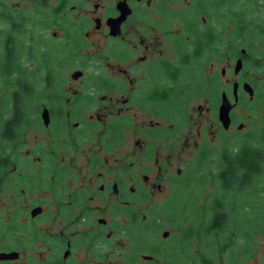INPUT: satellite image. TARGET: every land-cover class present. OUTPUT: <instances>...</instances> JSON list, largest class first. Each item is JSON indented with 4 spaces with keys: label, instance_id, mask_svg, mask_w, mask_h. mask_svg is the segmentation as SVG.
Segmentation results:
<instances>
[{
    "label": "flooded vegetation",
    "instance_id": "flooded-vegetation-1",
    "mask_svg": "<svg viewBox=\"0 0 264 264\" xmlns=\"http://www.w3.org/2000/svg\"><path fill=\"white\" fill-rule=\"evenodd\" d=\"M55 1L49 17L62 35L52 47H57L59 60L51 67L73 69L71 82L77 85L69 89L67 80L59 78L60 72L57 79L44 80L42 91L48 96L32 125L47 134L49 144L41 155L24 158L21 142L13 144L17 157L9 168L10 176L0 182V264H177V229L191 226L189 218L184 224L178 219L177 188L190 179L192 164L187 163L183 178L182 168L178 172L176 168V174L167 173L173 168L171 156H157L156 162L161 159L167 167L160 165L151 173L148 166L134 170L131 158L149 160L157 151L153 148L166 147L167 140L177 142L179 119L186 114L185 110L177 112V102L194 97L198 83L205 90L195 92V97L204 96L208 103L199 106V115L211 116L204 124L198 123L200 140L194 141L192 163L204 150L212 154L211 142L218 143L219 150L235 127L231 134L249 132L244 131L247 123L241 121L243 116L248 118L244 114H261L263 123L257 130L264 126V0H112L108 5L97 2L94 11L83 16L70 14L69 5L79 9L70 0ZM84 1L89 0L77 4L85 10ZM54 4L49 0L47 8ZM121 6L127 15L120 29L113 31L108 21L122 17ZM93 22L95 30H89ZM91 45L93 50L85 52ZM69 48L71 58L62 54ZM239 62L242 68L236 72ZM251 66L262 79L246 76L244 71ZM207 68L211 72L220 68L224 77L233 69L235 78H226L222 86L218 74L204 76ZM75 72L81 75L73 78ZM185 82L188 88L183 91ZM235 84L239 100L226 129L219 110L224 92L235 102ZM45 108L48 124L43 119ZM215 125L217 131L212 129L210 139L208 129ZM135 132L139 153L131 150L129 138ZM124 145L132 153L117 168L111 158ZM35 157L45 167L41 166V172L31 169ZM39 179L46 182L53 199L26 208L20 201L11 202ZM167 185L171 192L159 206H140L150 203L157 192L162 195ZM54 204L55 212L46 209ZM36 208L42 211L33 216ZM190 209L194 211H185ZM205 210L204 206L196 208L198 213ZM45 213L52 224L37 229L35 223ZM75 225L78 228L72 231ZM166 225L176 233L165 229ZM161 231L163 238L157 236ZM217 243L222 247L198 248V261L192 264H264V238L258 232L232 247L225 240Z\"/></svg>",
    "mask_w": 264,
    "mask_h": 264
},
{
    "label": "trees",
    "instance_id": "trees-1",
    "mask_svg": "<svg viewBox=\"0 0 264 264\" xmlns=\"http://www.w3.org/2000/svg\"><path fill=\"white\" fill-rule=\"evenodd\" d=\"M7 1L0 0V77L3 88L8 92L7 96L0 97V118L3 115L0 182L10 176L9 168L17 157L13 144L20 142L21 128L31 119L25 105L36 92V74L43 72L45 80L57 79L60 72L51 67L59 60L57 47L52 48L56 44L43 48L41 44L46 42L39 36L40 30H46L50 24L43 17L49 0H34L28 11L11 8ZM63 1L67 3V0ZM72 51L69 48L62 54L71 58ZM27 61L40 64L29 68ZM194 89L202 91L205 87ZM39 94L40 97L46 95L44 91ZM8 105L10 111L5 112L9 114H1ZM212 156L210 151L204 150L190 170V179L177 188L178 219L183 224L188 218L191 222L190 227H181L185 236L177 235V264L198 261L194 246H199V249L218 248L222 244L217 240H225L226 246L232 247L242 239L252 238L255 232L264 238V126L260 130L229 134L216 156ZM212 162L214 166L208 168ZM207 186H210V194L203 204L206 210L197 213L195 205L192 208L195 212H186L187 206L183 203L186 196ZM184 188L185 191H181ZM200 254L205 255L203 252Z\"/></svg>",
    "mask_w": 264,
    "mask_h": 264
},
{
    "label": "rangeland",
    "instance_id": "rangeland-1",
    "mask_svg": "<svg viewBox=\"0 0 264 264\" xmlns=\"http://www.w3.org/2000/svg\"><path fill=\"white\" fill-rule=\"evenodd\" d=\"M33 1L34 0H8L7 2H9L11 8H15L17 10L28 11L27 8H30L32 6ZM77 1L78 0H70L71 3L73 2L75 4L74 6L79 7L78 10H72L73 5L72 4L69 5L70 14L74 15V16H83V14L88 15L89 13H92V11H94V8H93L94 4H96L97 2H101V3H104L106 5L111 4V2H112V0L84 1L83 2V3H85L84 7H83V8H85V10H84V9H80L81 7H80V5L77 4ZM52 2L55 3L54 6H49V8H45L46 10H45V14L43 16L50 23V24H48V27H49V25H50V27L49 28L47 27V29L44 31L40 30V32H39V36L42 38V41L46 42L45 44H41L43 48H47V45H50V44H56L57 45V43L59 42L61 35H62L61 31L58 28H54V25H53L54 22H52L53 20L49 17V16L53 15V11H51L50 9H52L56 6V1L52 0ZM8 11L12 12V10H8ZM33 12H35V10ZM88 29L89 30L90 29L95 30V23L93 22V25ZM54 32H57L56 36H54ZM252 36H253L252 34H248L249 38H251ZM90 50H93L92 45H91V47H87L85 49V52L88 53ZM37 64H40V63L39 62L34 63V62H29V61H27V63H26V65L29 66V68H34V67H36ZM253 68L251 66L244 71L246 73V76L248 78L254 79V80L262 79L263 75L257 74L255 71H253ZM184 71H190V69L189 70H182L181 72H179V74H182ZM72 72H73V69L64 68L62 71H60V75H59V78H64V80H67L66 85H68L69 89H71V90L77 85V82L72 83L73 82L72 78H71ZM38 73L36 74L37 79H35L36 92L30 96V98H29L30 101H27V104L25 105V108L27 109V114L30 116L31 119H30L29 123L25 124L21 128V129H23V132L21 133V140L22 141H20L21 142L20 143V145H21L20 151L24 154L23 155L24 158L26 157V154H30L31 157H32V155H34V156L35 155H41L40 152L45 151L47 144H49V141L45 136V135H47L46 133H44V135H43V134H41L40 130L37 131L34 128H32L33 127L32 125H35L37 118L39 117V114L42 111L43 104H45L44 96L43 97L38 96V94H39L38 92L42 91L45 88V82H44V75L45 74L43 72H38ZM210 74H218L220 76V83L222 86L225 84L226 78H228L230 80H233L235 78V73H234L233 69L227 70L225 77L221 76V69L220 68L218 70H215V68H214L212 70V72H211L210 68H207L206 70H204V76L205 77H207ZM204 79H206V78H202L203 81H204ZM196 86L201 87L202 83H198V84H196ZM37 87H38V89H37ZM181 88H183V91H185V89L188 88V87H186V82L184 84H182ZM54 89H57L56 85H54ZM191 92H192V88L188 89V94H190ZM195 92L197 94L199 92L198 89H196ZM195 92L193 94L194 97H192L191 99L185 100L183 102V104H181L180 100H178V102H177V104L180 105V108H177V112L181 113V112H183V110H185V112H186L185 116H183L181 119H179L180 127L177 128V142H176V140L175 141L167 140L166 142H169V144L166 145V147L153 148V149H156L157 151H153L154 156H153V158H149V160L148 159H142V158L138 159V156L134 159L131 158V160L135 164L134 170H137V169L140 170L141 167L148 166L147 168H149V172L151 173L153 170L157 171L160 165H162L163 169H165V167H167V165H165L161 159H160L159 163L156 162L157 156L160 155V157H161V155H165V157L171 156V158L174 160V163L172 165L173 168L171 169V167H169L167 173H169V171H170L173 174H176V168H177V172H178L179 168H182V169H185L182 177L184 178L185 176H187V171L189 169V168L187 169V167H186L187 163L192 164L191 166H193V164H194V162L192 163V160H191V158H194V152H195L194 141L200 140V136H198L196 133V128L199 125L198 123L202 122L204 124L205 121H208L210 116H211V114H208V113H206L202 117L199 115V111H200L199 106L204 105V107H207L208 103L205 100L206 97H204V96L197 97V95H196V97H195ZM229 92L231 95L233 94L232 93V86L229 88ZM7 93L8 92L6 91V89L3 88L2 79L0 77V97L1 96H7ZM47 96L48 95H46L45 97H47ZM176 99H177V97H176ZM133 105H134V110H137L138 105L135 102H133ZM2 107H4V106H2ZM8 109L10 111L9 105L5 106L3 108V111L8 112ZM4 112H2L1 114H9V113H6V112L4 113ZM244 115L248 117V118H245L243 116L241 118L242 122L247 123L246 129L244 131H253V130H257L260 128V126L263 123L261 114H253L252 117H249L247 114H244ZM2 117H3V115H1V118H0V127L3 123ZM144 119L145 118H143L142 121ZM138 120H141V118L138 117ZM146 121H149V118H147ZM212 129L217 131V126L215 125V126L211 127V129L210 128L208 129V132L210 134L209 135L210 139H211V135H212ZM233 130H236V127ZM233 130L228 131V134L234 133L235 131H233ZM205 136H206V134H203L202 139L205 140ZM135 137H138L136 132L133 135H131V137L129 138L133 142V144L131 146V150L134 149V152L139 153L138 148L134 146ZM187 140H189V142H190L189 143L190 147L186 144ZM211 144L212 145H209V146L212 147V150H211L212 154H213L212 158H214L218 152L219 144L214 143V142H211ZM15 151H17V149H15ZM114 151H115V154L112 156L111 162L117 168H119L124 163V161L122 159L127 154L132 153L130 151V149L125 147V145L122 148L117 147L116 150H114ZM34 159H35V162H34V164H31V169L32 168L36 169L39 172L42 165L40 163H38V161H37L38 157H35ZM84 159H85V157H83L82 160H84ZM137 164H140V166H136ZM213 166H214V162L210 163L208 165V168H212ZM42 167L45 168L44 166H42ZM191 168L189 170H191ZM177 175H178V173H177ZM32 185H34L35 187H31L29 189H26L25 192L21 195V197L19 199L17 197H12L11 202L20 201L22 207L26 208L28 205L32 204L33 202L38 203V202H41V200H45V199L50 200V198L53 199V194L51 192L47 191L48 185L44 186V185H46L45 181L42 182V179H39L36 183H34ZM181 191H185V188ZM155 192H157V189H155ZM170 192H171V186L167 185L166 190L164 191V193L162 195L158 194V192H157V194L153 198H150V203H148V204L145 203V204H142L140 206L145 207V208L159 206L162 203V200ZM209 194H210V186H207L206 189L197 188L196 190L192 191L190 196H186L187 200L185 199L186 201H184L183 203L186 204L187 208H190V207L194 208L195 205H197V207H203L205 198ZM180 202H182V200ZM7 203H5V205ZM259 204H257V205H259ZM50 205H48V206L45 205L47 207L46 209L53 211L52 208H55L56 206H55V204L53 206H50ZM260 205H262V204H260ZM53 212H55V211H53ZM186 212H192L193 213L195 211H186ZM198 216H200V215H198ZM46 217H47V215L45 213L43 215V217H40L37 219V221L35 223L37 226V229L41 228V229L45 230V229H47L48 226H50L52 224L51 222L53 221V219L51 218V219L47 220ZM23 220L24 219H22V221ZM75 226H72V231H75V229L78 228V226H76V227ZM165 227H167L165 229H168V230L172 231L173 233H176L175 230L170 229L167 225ZM181 232H183V231L177 229V235H180ZM162 233H163V231L159 232L157 234V236L160 238H163ZM177 238H178V236H177ZM198 248H200V247L194 246L193 250L197 253Z\"/></svg>",
    "mask_w": 264,
    "mask_h": 264
},
{
    "label": "water",
    "instance_id": "water-1",
    "mask_svg": "<svg viewBox=\"0 0 264 264\" xmlns=\"http://www.w3.org/2000/svg\"><path fill=\"white\" fill-rule=\"evenodd\" d=\"M123 5V4H120ZM119 5V6H120ZM121 9L123 10L122 13V17L118 18V19H110L108 21V24L111 26V30L115 31L116 29H120V25L122 23V21L125 19L126 15H127V11L125 10V8L123 9V7L121 6ZM126 11V12H125ZM242 66L241 63L239 62L237 64V68H236V72H239L241 70ZM81 75L80 72H75L73 73L72 77L73 78H78ZM245 89L247 91L250 92L251 96H253V90L251 88V86H249L248 84L245 85ZM233 93L235 96V102L233 103L231 101V99L229 98L228 94L226 92L223 93L222 95V103L220 105V110H219V119L222 122L224 128L228 129L231 125V110L233 109V107L235 106V104L238 102L239 100V96H238V85L235 84L234 88H233ZM48 110L45 108L43 110V119L45 120V123L48 124L49 123V117H48ZM41 209L40 208H36L32 211V215L36 216L37 214L41 213Z\"/></svg>",
    "mask_w": 264,
    "mask_h": 264
}]
</instances>
